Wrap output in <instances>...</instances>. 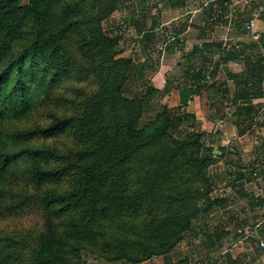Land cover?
Listing matches in <instances>:
<instances>
[{"label": "rangeland", "instance_id": "rangeland-1", "mask_svg": "<svg viewBox=\"0 0 264 264\" xmlns=\"http://www.w3.org/2000/svg\"><path fill=\"white\" fill-rule=\"evenodd\" d=\"M77 1L82 0L52 3L41 22L44 31L58 35L55 30L67 22L83 14H95L102 33L116 39L114 57L133 62L122 94L139 102L138 128L146 130L171 121L161 137L167 145L162 153L180 152L182 141L186 145L184 154L194 152L200 156L202 150L212 148L200 174L181 156L184 169L176 172L173 182H182V172L189 176L192 179L189 186L199 207L209 200L222 201L192 218L190 227L168 252L153 253L136 264H264V246L260 245V240H264V71L260 80L263 95L250 99V112L238 113L237 106L246 101L232 102L234 92L243 87V80L232 74L248 72L259 59L264 62V49L244 24L251 8L248 11L244 7L239 13L236 7L242 5L229 0L226 6L232 4L233 19L226 29L227 22L218 11L223 6L217 3L210 8L213 1L183 0L180 8L160 5L157 13L158 0H85L70 12L66 6ZM20 12L17 33L8 51L0 54V71L22 43L34 35L36 22L22 9ZM189 24L191 29L187 27ZM192 26L199 27V31L193 32ZM203 26L211 29L209 34L220 46L213 49L206 77H190L189 84L182 85L184 71L192 62L187 53L194 36L203 34ZM77 28L85 31L78 25ZM150 30L153 35L145 37L144 33ZM76 40L74 34L68 53L78 65L69 72L54 76L41 67H24L30 106L21 116L4 119L0 126L4 135L0 146L14 154L11 172L0 178V264H34L36 248L45 230L42 192L46 187L60 190L68 187L67 177L37 182L28 150L56 148L66 162L74 165L75 151L82 143L74 126L68 123L52 134L28 139L15 134L35 126L45 127L55 117L76 118L96 90L97 81L89 71L88 59L84 61L76 51ZM231 48L239 50L241 59L220 60L216 73L211 74L212 62L219 52ZM200 82L206 86L191 92L190 88ZM225 89L226 96L222 95ZM181 91L186 102L181 101ZM126 173L129 192L136 198L135 204L121 214V221L126 224L116 227L99 222L96 228L103 232L101 235L71 240L65 252L69 264H132L126 260L127 251L147 248L144 241L136 240L141 234L135 232L144 220L157 215V202L149 194L143 199L136 192L141 169L137 170L135 162L127 164Z\"/></svg>", "mask_w": 264, "mask_h": 264}, {"label": "trees", "instance_id": "trees-1", "mask_svg": "<svg viewBox=\"0 0 264 264\" xmlns=\"http://www.w3.org/2000/svg\"><path fill=\"white\" fill-rule=\"evenodd\" d=\"M55 1L28 0L20 3L19 0H0V54L8 51L17 33L21 9L23 13L31 15L37 24L33 37L22 43L17 54L0 71V126L4 119L21 116L30 106V91L23 76L25 66L41 67L45 72L57 76L78 65V61L68 53L74 34L77 35L76 51L84 61L88 59L89 71L97 81L96 90L76 118L55 117L45 127L35 126L15 134L26 139L40 134L49 135L71 123L82 140L75 151L74 165L66 162L64 155L56 148L28 150L37 182L61 177H67L69 182L65 189L46 187L42 192L45 230L36 248L34 264H69L65 252L71 240L92 239L101 235L103 232L96 228L99 222L116 227L126 224L121 221V214L136 201L126 183L129 162H135L137 170L141 169L136 192L143 199L149 194L157 202L158 208L157 215L152 220H144L143 226L135 232L141 234L136 240L144 241L147 248L128 250L126 260L136 264L153 253H166L180 239L182 232L190 227L192 218L222 201L209 200L199 207L189 186L192 181L189 176H184L182 172V182H173L176 172L184 169L182 165L185 164L179 160L181 156L190 168L200 174L212 148L202 150L200 156L194 152L184 154L182 151L186 145L182 141L180 152L162 153L167 145L161 137L167 132L171 121L167 120L166 124L158 127L139 129V102L122 94V86L133 62L129 58L114 57L117 52L116 39L102 33L95 14H83L75 21L67 22L55 30L59 36L52 31L45 32L41 22ZM182 2L158 0V9H155L158 13L160 5L179 7ZM84 3L85 0L72 2L66 8L72 12ZM77 25L85 28V31L78 30ZM192 27L193 32L200 29ZM202 29L203 34L194 36L193 45L187 53L192 62L184 71L182 85H188L190 77H206L213 49L220 46L209 34V27L203 26ZM153 33L150 30L144 36H152ZM61 37L64 39L61 40ZM219 53L212 62L211 74L216 73L220 60L239 61L242 57L237 48L223 49ZM263 71L264 62L259 59L254 61L248 72L232 74L243 80V87L232 96L233 103L246 101L242 106H237L239 114L250 112V99L263 95L260 87ZM205 86V82H200L190 90L197 92ZM180 95L181 101L186 102L182 91ZM222 95H228L226 89ZM3 137V130L0 129V142ZM13 157L11 151L0 146V178L11 172ZM170 182L173 184L168 185Z\"/></svg>", "mask_w": 264, "mask_h": 264}, {"label": "crops", "instance_id": "crops-1", "mask_svg": "<svg viewBox=\"0 0 264 264\" xmlns=\"http://www.w3.org/2000/svg\"><path fill=\"white\" fill-rule=\"evenodd\" d=\"M206 1H213V2H210L209 3V5H210V8L212 7V5H217V3H218V5H219V7H221V6H223V9H219L218 11H219V13H220V15L225 19V21L227 22L226 23V25L224 26V28H228L229 27V24H231V22H232V8H230L231 7V5H229V7L228 6H226L228 3H229V0H206ZM233 3H236L237 5H242V8H238V7H236L237 8V11L238 10H240V11H243V8L244 7H247V10L249 11L250 10V8H251V10H250V13H249V18H250V16H251V12H252V9L254 8V6H255V4H256V0H234V2ZM234 6V5H233ZM181 6H179L178 8H180ZM228 7V8H227ZM217 11V10H216ZM240 11H238L239 13H241ZM164 12L165 11H163V14H164ZM239 13H236V14H239ZM230 16V17H229ZM210 20H213V18L212 19H210ZM214 24L216 25V21L214 20ZM247 22V21H246ZM245 22V23H246ZM244 23V24H245ZM214 25V26H215ZM191 25L189 24V25H187V27H189L190 29H191V27H190ZM243 28L245 29V27H244V25H243ZM246 30V29H245ZM255 31L259 34V36H260V39L262 38L263 40V42H264V15H262L260 18H258L257 20H256V22H255ZM213 36V35H212ZM171 37L172 38H174L175 36L174 35H171Z\"/></svg>", "mask_w": 264, "mask_h": 264}, {"label": "built area", "instance_id": "built-area-1", "mask_svg": "<svg viewBox=\"0 0 264 264\" xmlns=\"http://www.w3.org/2000/svg\"><path fill=\"white\" fill-rule=\"evenodd\" d=\"M264 15V0H256V4L252 9L251 16L248 21L245 23L246 29L252 33V36L258 40V44L261 49H264V42L259 38V34L255 31V22L258 18ZM260 245L264 246V240H260Z\"/></svg>", "mask_w": 264, "mask_h": 264}, {"label": "water", "instance_id": "water-1", "mask_svg": "<svg viewBox=\"0 0 264 264\" xmlns=\"http://www.w3.org/2000/svg\"><path fill=\"white\" fill-rule=\"evenodd\" d=\"M214 151H217V150H214Z\"/></svg>", "mask_w": 264, "mask_h": 264}]
</instances>
